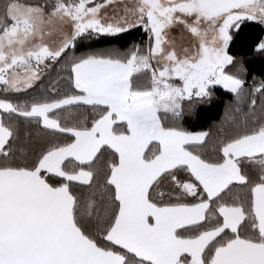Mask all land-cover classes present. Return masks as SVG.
Segmentation results:
<instances>
[{"label": "snow or ice", "instance_id": "snow-or-ice-1", "mask_svg": "<svg viewBox=\"0 0 264 264\" xmlns=\"http://www.w3.org/2000/svg\"><path fill=\"white\" fill-rule=\"evenodd\" d=\"M247 22L264 0H0L3 91L65 61L73 90L0 99V264H264V82L230 54ZM133 29L143 46L68 59ZM217 87L233 126L209 152L181 122Z\"/></svg>", "mask_w": 264, "mask_h": 264}, {"label": "trees", "instance_id": "trees-1", "mask_svg": "<svg viewBox=\"0 0 264 264\" xmlns=\"http://www.w3.org/2000/svg\"><path fill=\"white\" fill-rule=\"evenodd\" d=\"M243 36V42L231 46L230 54L243 61L247 69L244 75L245 86L251 90L258 86L259 83L264 82V55L253 50L256 41L264 37V25L247 22ZM145 41V34L138 29L123 33L118 39L101 37L98 40H78L76 49L69 51L68 59L85 51L107 48H117L121 52H126L133 45L140 44V46H143ZM231 70L235 71V69ZM68 75L69 64L66 61L54 64L44 70L41 80L31 89L21 92H4L3 86H0V99H8L20 104H30L33 101L40 102L70 94L73 90L68 85ZM257 98V109H259L260 103H264V98H260L259 94H257ZM234 102L232 94L227 93L222 87H217L213 91L211 101L200 104L197 108V114L193 117H185L181 122V126L189 131H208L211 137L208 149L210 152L211 146L217 139L223 138L225 132L230 131L233 126L228 115V106ZM241 107L243 108L244 105ZM185 202L191 203L195 201L189 197Z\"/></svg>", "mask_w": 264, "mask_h": 264}, {"label": "rangeland", "instance_id": "rangeland-1", "mask_svg": "<svg viewBox=\"0 0 264 264\" xmlns=\"http://www.w3.org/2000/svg\"><path fill=\"white\" fill-rule=\"evenodd\" d=\"M106 11V14L109 16V17H111L112 15H113V8H112V6H109L108 7V9H106L105 10ZM172 35L173 36H179V30L178 29H174L173 31H172ZM138 46H140V44H137ZM142 46V45H141Z\"/></svg>", "mask_w": 264, "mask_h": 264}]
</instances>
